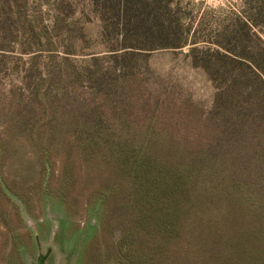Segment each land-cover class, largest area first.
Returning <instances> with one entry per match:
<instances>
[{
	"label": "trees",
	"instance_id": "trees-1",
	"mask_svg": "<svg viewBox=\"0 0 264 264\" xmlns=\"http://www.w3.org/2000/svg\"><path fill=\"white\" fill-rule=\"evenodd\" d=\"M14 1L0 0V75L11 54L28 60L21 87L0 94V200L27 205L22 189L46 188L66 204L89 186L119 233L104 264H264V0H241L206 39L223 51L210 55L172 0H82L117 41L81 67L69 57L87 44L69 19L76 0H39L56 11L49 25ZM185 47L218 88L200 138L167 126L131 65Z\"/></svg>",
	"mask_w": 264,
	"mask_h": 264
},
{
	"label": "rangeland",
	"instance_id": "rangeland-1",
	"mask_svg": "<svg viewBox=\"0 0 264 264\" xmlns=\"http://www.w3.org/2000/svg\"><path fill=\"white\" fill-rule=\"evenodd\" d=\"M15 2L14 0H10ZM29 17L43 16L45 25L56 14L53 8L41 6L39 0H19ZM179 4L183 21L192 24L200 41L209 38L212 31H220L232 22L240 11L241 0H172ZM172 11L173 8H171ZM74 30H83L86 46L78 55H70V62L76 67L84 66L90 54L102 52V42L116 43V38L98 36L95 16L82 0H76L69 11ZM32 24H35L33 22ZM216 34L211 41L199 44V54L223 52L216 44ZM72 47L80 43L68 39ZM66 45L67 42H64ZM117 45V44H116ZM71 49V48H70ZM132 58L137 79L141 82L140 92L148 98L150 107L158 103L159 115L165 116L167 126L177 135L203 137L207 131L206 121L216 101L218 88L201 69L193 67L189 58V47L181 50L142 51ZM44 54H48L44 52ZM59 60L62 46L55 53ZM5 63L9 70L0 75V94L4 95L14 85L21 87L24 63L19 54ZM101 55V54H99ZM46 56V55H45ZM135 77V78H136ZM78 93V90H77ZM84 93V92H82ZM27 205L14 195L11 200H0V264H104L107 252L115 249L119 233H110L101 222L100 202L88 204L89 186L77 182L70 191L66 204L59 192L43 189H22Z\"/></svg>",
	"mask_w": 264,
	"mask_h": 264
}]
</instances>
